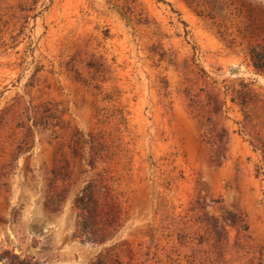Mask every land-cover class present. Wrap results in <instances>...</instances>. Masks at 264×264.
I'll use <instances>...</instances> for the list:
<instances>
[{"label":"rangeland","instance_id":"obj_1","mask_svg":"<svg viewBox=\"0 0 264 264\" xmlns=\"http://www.w3.org/2000/svg\"><path fill=\"white\" fill-rule=\"evenodd\" d=\"M0 264H264V0H0Z\"/></svg>","mask_w":264,"mask_h":264}]
</instances>
